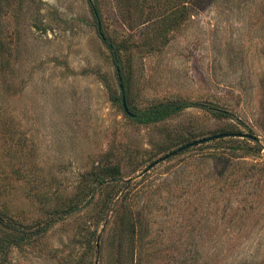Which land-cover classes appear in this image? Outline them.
Here are the masks:
<instances>
[{"label": "rangeland", "instance_id": "374dc122", "mask_svg": "<svg viewBox=\"0 0 264 264\" xmlns=\"http://www.w3.org/2000/svg\"><path fill=\"white\" fill-rule=\"evenodd\" d=\"M96 1L129 108L195 105L135 124L88 0H0V238L54 222L0 264H264V0Z\"/></svg>", "mask_w": 264, "mask_h": 264}, {"label": "trees", "instance_id": "16d2710c", "mask_svg": "<svg viewBox=\"0 0 264 264\" xmlns=\"http://www.w3.org/2000/svg\"><path fill=\"white\" fill-rule=\"evenodd\" d=\"M88 2L90 4L91 13H92V15L96 21V24L98 25L99 36H100L101 40L103 41V43L105 44V46L107 47V49L109 50L116 69L119 70L120 79H121V83H122L123 88H124L125 99H126V97H127V79H126V76L121 69V64H120L121 63L120 53H121L122 46L113 42L103 32V29L101 28L102 27L101 26L102 13H101V10L99 8L97 1L96 0H88ZM113 101L115 103L120 102V104L122 106L121 96H120V100L113 99ZM126 104H127V101H126ZM194 105L195 104H193L191 102H170V103L168 102V103L155 104V105H152V106L145 108V109H142V110H132L129 108V106L127 104V107L129 109V113H125V112L124 113L132 122H134L137 125H151V124H156V123H159L161 121H164V120L168 119L170 116L175 115L176 113H178L184 109L190 108ZM214 114L216 116H219V117L228 116V113L226 111H223V110H214ZM243 126L245 129H247L248 134L223 133V134H219L221 136L217 137V138L221 139V137L224 138L226 136L227 137H235V136L243 137V136H246L247 139H250L248 136H252L251 128H249L245 124H243ZM112 170L116 171L115 168H113ZM53 223H54L53 221L48 222L47 224L40 226L39 228L35 229L34 231L21 232V230H20V232L18 234H8V235L1 237L0 238V257L2 256V258L3 257L5 258L4 254H6V252L13 246L28 244L29 241L35 240V239H38V238L44 236L49 231V229L51 228ZM0 225H4V222L1 218V216H0ZM98 246H99V244L97 243V247Z\"/></svg>", "mask_w": 264, "mask_h": 264}, {"label": "water", "instance_id": "95a60500", "mask_svg": "<svg viewBox=\"0 0 264 264\" xmlns=\"http://www.w3.org/2000/svg\"><path fill=\"white\" fill-rule=\"evenodd\" d=\"M116 72H117V79H118V83H119L118 86H119V90H120L122 108H123V110H124L125 113H129V109H128L127 104H126L124 88H123V85H122L121 79H120L119 70L116 69ZM220 136L221 135L214 136V137H210V138H205V139H202V140H199V141H194L192 143H189V144H187V145H185V146H183V147H181V148H179L177 150L172 151L169 155H167V156H165V157H163V158H161V159L153 162L146 170H149L150 168H152L153 166H155L156 164H158V162L162 161L163 159H165V158H167L169 156L175 155V154H177V153H179V152H181V151H183V150H185V149H187V148H189V147H191L193 145H197L199 143H203V142L212 140V139L217 138V137H220ZM248 137L251 138V139H253V140H255V141H257V138L256 137H252V136H248Z\"/></svg>", "mask_w": 264, "mask_h": 264}]
</instances>
